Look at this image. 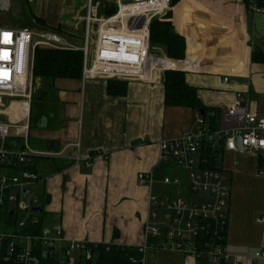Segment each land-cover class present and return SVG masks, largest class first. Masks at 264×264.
I'll list each match as a JSON object with an SVG mask.
<instances>
[{
	"label": "crops",
	"instance_id": "1",
	"mask_svg": "<svg viewBox=\"0 0 264 264\" xmlns=\"http://www.w3.org/2000/svg\"><path fill=\"white\" fill-rule=\"evenodd\" d=\"M247 2L176 0L170 17L163 19L186 42L183 59L168 57L170 68L184 71L209 114L217 113L214 120L207 114L211 122L219 121L238 93L248 98L252 113L264 116V60L254 59L264 58V0ZM11 3L0 0V11ZM256 5L262 10L255 11ZM7 24L19 26L18 20ZM165 71L148 81L119 80L127 83L124 94L108 92L109 79L58 78L38 113L32 109L30 144L50 153L31 166L39 174L33 187L42 193L38 207L46 224H60L74 240L127 246L144 242L148 198L159 183L142 185L138 175L158 167L160 140L194 130L200 112L166 103ZM35 82L41 84L40 79ZM257 164L253 153L227 151L222 157L231 187L224 240L241 264H252L254 254L264 250V177L257 174ZM1 172L15 174L18 169ZM7 207L13 211V204ZM14 213L18 218L20 213ZM59 261L73 264L70 258ZM149 264L208 263L163 251L151 255Z\"/></svg>",
	"mask_w": 264,
	"mask_h": 264
},
{
	"label": "built area",
	"instance_id": "2",
	"mask_svg": "<svg viewBox=\"0 0 264 264\" xmlns=\"http://www.w3.org/2000/svg\"><path fill=\"white\" fill-rule=\"evenodd\" d=\"M85 1L84 34L79 38L49 29L0 26V167L18 169L15 174H0V207L10 203L13 214L20 213L13 228L1 222L0 250L5 246V259L15 264H42L43 257L69 259L76 252L89 259L91 245H97L66 237L60 224L43 223L37 233L24 232L28 221L40 223L34 210L40 198L33 190L39 174L31 166L36 158L50 155L30 144L36 47L81 51L84 79L148 81L173 69L166 65L168 57L152 47L150 30L154 19L167 17L173 0ZM106 3L116 5V12L106 14ZM254 9L262 10L257 5ZM14 102L18 117L11 115ZM196 125L180 136L160 140L158 167L138 175L142 185L161 183L171 191L163 198L150 193L144 242L131 246L139 253L131 257L132 264H148L149 250L157 249L191 255L208 264H241L224 240L231 187L223 174L222 157L227 151L253 153L258 157L257 174L264 177V116L252 113L248 98L238 93L218 122L197 111ZM160 166L178 167L185 174L159 175ZM263 257L264 250H258L252 264H260Z\"/></svg>",
	"mask_w": 264,
	"mask_h": 264
},
{
	"label": "trees",
	"instance_id": "3",
	"mask_svg": "<svg viewBox=\"0 0 264 264\" xmlns=\"http://www.w3.org/2000/svg\"><path fill=\"white\" fill-rule=\"evenodd\" d=\"M176 0H173V4ZM246 3L247 0H245ZM107 9L104 11L106 14L111 15L116 12L117 6L106 3ZM170 12L167 18L170 17ZM151 30V45L155 49L161 48L159 51L163 52L165 56L173 59H183L186 52L185 38L177 33L170 20L161 21L154 19L150 25ZM59 33L63 32L62 28L56 29ZM64 34V33H63ZM74 35V33H71ZM81 36V35H78ZM70 37V36H69ZM83 53L81 51H72L64 49H55L49 47L38 46L34 52V83L35 80H41V88L36 91L34 89L32 109L34 104L44 103L46 98H49V93L55 90V80L58 78H72L81 79L83 71ZM255 60H264L258 55H254ZM175 62V61H174ZM171 61H168L170 66ZM126 81H119L109 79L107 84L108 92L113 94H124L126 92ZM36 85V84H35ZM43 85V86H42ZM164 85L166 92V103L170 105L191 106L196 110H204L205 117L207 114L214 120L217 113H212L205 107L200 100L197 89L189 85L186 81L185 72L181 70L168 69L164 72ZM48 101V100H47ZM212 120V121H213ZM31 125H32V112H31ZM164 166L158 168V174L164 173ZM7 204L0 207V216L3 217L5 225L8 228L16 226L17 218L12 215L7 209ZM43 210L39 213L40 223L33 224L31 221L27 222L24 232H39L42 224L45 223L43 217ZM12 226V227H10ZM95 244V243H90ZM108 244L110 249H107ZM93 255L91 258L86 259L79 257V264H132L131 257L139 256L138 250L135 247L120 245L115 243H97L91 245ZM6 247L0 250V264H15L13 260H6ZM42 264H60V261L55 258L43 257Z\"/></svg>",
	"mask_w": 264,
	"mask_h": 264
},
{
	"label": "rangeland",
	"instance_id": "4",
	"mask_svg": "<svg viewBox=\"0 0 264 264\" xmlns=\"http://www.w3.org/2000/svg\"><path fill=\"white\" fill-rule=\"evenodd\" d=\"M85 13V0H12V3L8 9L0 11V23L4 26H7V23H13V20H18L19 26H28L32 28L49 29L54 31L60 27L63 29L61 34L64 33L65 36H70L71 38H79L84 34ZM163 19H161V21H164ZM71 33H74V35ZM92 39H96V37L93 36ZM35 84L36 82L34 83L35 91L39 87L41 88V84ZM34 105L35 109L33 108V113H38L36 109L40 104L36 102ZM16 110L17 103L14 102L10 107V111L12 112L11 115L18 117L17 114L14 113ZM0 169L6 168L0 167ZM165 171L171 176H175L177 174L184 176L185 174L178 167L173 166L167 167ZM2 173L4 172H1L0 174ZM33 190L36 191L35 187H33ZM170 191L171 187L165 184L159 183L156 185L155 192L158 193L161 198H163ZM37 195L39 198H42L41 191H38ZM3 221V217H0V228L3 227V224H1ZM163 251L170 252L168 250L162 249L149 250L148 264L151 257L149 256L150 253H153L154 257H157V255ZM79 255L80 253L76 252L70 257L73 264H79Z\"/></svg>",
	"mask_w": 264,
	"mask_h": 264
},
{
	"label": "water",
	"instance_id": "5",
	"mask_svg": "<svg viewBox=\"0 0 264 264\" xmlns=\"http://www.w3.org/2000/svg\"><path fill=\"white\" fill-rule=\"evenodd\" d=\"M152 53L155 54V55H159V54H160L159 51H152ZM200 112L203 114V113H204V110L202 109V110H200ZM237 140H238V142L240 143V139H239V137H238ZM28 190H29V189H26L25 193H27ZM34 210H35L36 212H41V211H42L41 207H36ZM12 213H13V211H11V214H12Z\"/></svg>",
	"mask_w": 264,
	"mask_h": 264
},
{
	"label": "bare ground",
	"instance_id": "6",
	"mask_svg": "<svg viewBox=\"0 0 264 264\" xmlns=\"http://www.w3.org/2000/svg\"><path fill=\"white\" fill-rule=\"evenodd\" d=\"M166 65H168V62H166Z\"/></svg>",
	"mask_w": 264,
	"mask_h": 264
}]
</instances>
